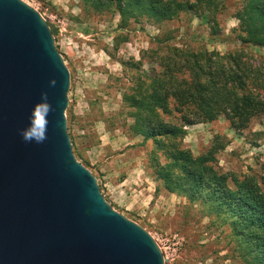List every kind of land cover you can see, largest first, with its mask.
Masks as SVG:
<instances>
[{
	"label": "rangeland",
	"instance_id": "1",
	"mask_svg": "<svg viewBox=\"0 0 264 264\" xmlns=\"http://www.w3.org/2000/svg\"><path fill=\"white\" fill-rule=\"evenodd\" d=\"M22 1L55 31L71 74L66 115L74 153L96 176L108 203L155 238L166 264H245L230 237L229 221L220 223L216 215L209 216L207 205L168 191L157 178L149 166L154 144L142 145V136H132L133 119L125 106L141 73H150L157 66L152 60L170 48L221 54L240 50L264 69V47L241 42L236 17L241 0H217L219 7L211 13L196 6L163 23L142 17L126 24L118 13L96 10L82 0ZM185 128L182 145L194 156L206 153L222 136L227 145L216 155L217 168L230 179L255 180L264 194V115L242 131L225 117Z\"/></svg>",
	"mask_w": 264,
	"mask_h": 264
},
{
	"label": "water",
	"instance_id": "2",
	"mask_svg": "<svg viewBox=\"0 0 264 264\" xmlns=\"http://www.w3.org/2000/svg\"><path fill=\"white\" fill-rule=\"evenodd\" d=\"M70 84L46 18L0 0V264H166L77 159Z\"/></svg>",
	"mask_w": 264,
	"mask_h": 264
},
{
	"label": "trees",
	"instance_id": "3",
	"mask_svg": "<svg viewBox=\"0 0 264 264\" xmlns=\"http://www.w3.org/2000/svg\"><path fill=\"white\" fill-rule=\"evenodd\" d=\"M82 1L96 10L118 13L124 24L142 17L163 23L196 6L208 13L219 7L217 0ZM241 2L236 12L241 42L264 47V0ZM169 52L152 60L157 66L142 72L138 86L125 96L133 119L129 130L132 136L143 137L142 145L153 142L149 166H154L168 191L207 205L209 216L216 215L222 224L229 221L230 237L238 243L245 264H264V194L258 183L251 178L230 179L217 168L216 155L227 145L222 136L217 135L199 156L182 145L187 126L225 117L234 130L242 131L264 115V69L246 60L240 50L221 54L170 48Z\"/></svg>",
	"mask_w": 264,
	"mask_h": 264
}]
</instances>
